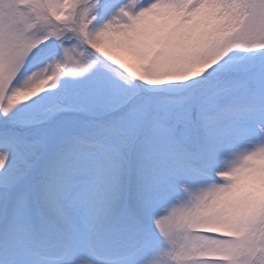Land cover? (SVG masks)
Returning a JSON list of instances; mask_svg holds the SVG:
<instances>
[{"label":"snow or ice","instance_id":"1","mask_svg":"<svg viewBox=\"0 0 264 264\" xmlns=\"http://www.w3.org/2000/svg\"><path fill=\"white\" fill-rule=\"evenodd\" d=\"M0 264H264V0H0Z\"/></svg>","mask_w":264,"mask_h":264}]
</instances>
